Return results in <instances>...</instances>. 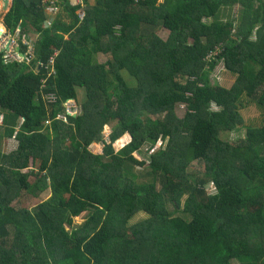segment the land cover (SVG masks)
I'll use <instances>...</instances> for the list:
<instances>
[{"label": "trees", "instance_id": "trees-1", "mask_svg": "<svg viewBox=\"0 0 264 264\" xmlns=\"http://www.w3.org/2000/svg\"><path fill=\"white\" fill-rule=\"evenodd\" d=\"M38 2L14 0L4 19L37 40L28 63L0 52V264H264V120L221 137L244 99L264 112L263 0H94L82 24L63 0L68 21L49 28ZM234 4L238 19L223 12ZM216 59L236 73L229 88L210 82Z\"/></svg>", "mask_w": 264, "mask_h": 264}, {"label": "rangeland", "instance_id": "rangeland-1", "mask_svg": "<svg viewBox=\"0 0 264 264\" xmlns=\"http://www.w3.org/2000/svg\"><path fill=\"white\" fill-rule=\"evenodd\" d=\"M224 13L230 12L234 17H236L237 19L240 17V5L239 4H234L231 7L228 8H224L223 9ZM224 15V14H223ZM224 17V16H222ZM205 22H210V18H205L203 19ZM234 25H238V23L234 22ZM143 28V26L141 25V29ZM32 29V28H31ZM30 29V30H31ZM156 34L161 37L162 39H165L168 35V31H166L164 28H156L155 29ZM30 36V35H29ZM33 38V36H30ZM33 40V39H32ZM221 46L219 45L218 47H216V49L211 52L208 53L206 55L207 58L212 59L213 57H215V55L220 52ZM93 59L95 60V62L97 63H105L107 60H111V55L109 54H103V53H97L96 55H94ZM236 77V73H232L229 72L225 69L224 67V63H223V59H216V64L215 67L212 69L211 74H210V82L211 83H216L219 84L223 87L229 88L231 87V85L234 83ZM78 91V96H79V100H82L84 98V90L82 88H77ZM48 98H50V95L48 96ZM244 103L242 106H240L239 108V113L242 116V123L240 124V126H238L237 129H235L234 131L230 132V133H222L221 137L225 140H228L231 143H236L238 142L240 139H242L243 135L245 134V130L247 127H251V126H259L263 120H264V112L259 109L253 102L251 101H247L244 99ZM64 107L67 109H69L72 113V115H75L76 113L80 112V108L77 104H75V101L72 99H68L65 100V102L63 103ZM210 108H216L215 105H211ZM186 111V107L185 104L181 103V104H177L175 107V114L178 117H182L184 115ZM58 118H61V116H59ZM110 128H111V124L110 125H104L102 133H103V138L108 139V134L110 132ZM127 137L126 134H123L122 136H120L115 142H114V148L115 150H117V148H119L122 144L127 142V139H125ZM16 146V140L14 138L9 137L8 139L4 140L2 142V149L4 152H8L10 150H12L14 147ZM161 147L162 145H160V142H157L153 148H157V147ZM102 147H99L98 143H91L89 145V149L95 153H101ZM152 149L149 148L148 151L150 152ZM134 154L137 157H140L141 155L139 153H135ZM188 169L190 170V172H193L195 174H200L201 171L204 169V164L202 161L200 160H194L191 162V164L189 165ZM138 170V169H137ZM136 171V170H135ZM208 191H211L214 189L213 184H208L206 186ZM47 197H49V190H47L44 193H41L39 196H37L36 198L32 199L29 198L27 199L26 205L28 208H30L31 206H34L41 202L42 199H46ZM169 208H172L171 205L169 204ZM174 209V208H173ZM172 210V209H170ZM143 216V213H138L133 220H136L138 218H141ZM84 219L82 216H76L74 217L73 220V224H79L80 222H82ZM235 264H237L235 262Z\"/></svg>", "mask_w": 264, "mask_h": 264}, {"label": "crops", "instance_id": "crops-1", "mask_svg": "<svg viewBox=\"0 0 264 264\" xmlns=\"http://www.w3.org/2000/svg\"><path fill=\"white\" fill-rule=\"evenodd\" d=\"M13 2H14V0H7V2L4 4L3 0H0V6L3 5V7H5V9H2L3 11L0 13V24L3 27V30L0 29V33H1V31H3L4 33L2 35L6 36L5 42H4V40H3V42H0V52H2V58L4 57L5 54L8 53V50L12 51L11 50L12 47L13 48L18 47L19 51H16V49H15V51L17 54H19L18 52H21L20 47L23 46V42H25V44L30 47L31 55H33L35 43L37 40V35L36 34L34 35L32 33L33 29H31V27L26 28L25 29L26 31L24 33V32H21L22 28L20 27L19 24L15 27V29L13 31H10L9 28L7 27V25L5 24V22H4L5 16H6L7 12L10 10ZM83 2H84L83 5L84 4L90 5V4H93L94 0H83ZM67 3L70 4L69 0H67ZM70 6H72V5H70ZM72 7L75 8L74 13L76 15V10L78 9L79 5H73ZM38 8H39L40 12H42V15H43V21H42L41 26H43L44 28H49L54 23V21L57 20V18H60L62 21L63 20H65L66 22L68 21V17H67L68 14H66V11L64 10V8H62L58 13H56L54 15H50L47 12H45L47 10L40 4V2H38ZM84 11H85V8H84ZM85 14H86V11H85ZM60 15H62V16L59 17ZM76 17H77V15H76ZM77 23L79 24L78 17H77ZM29 35L33 36V38L30 37ZM12 42H13V44H12ZM14 44H15V46H14ZM31 55H30V57H33ZM4 60H5V62H12V61L20 62V60H15L13 58H8V59L4 58Z\"/></svg>", "mask_w": 264, "mask_h": 264}, {"label": "built area", "instance_id": "built-area-1", "mask_svg": "<svg viewBox=\"0 0 264 264\" xmlns=\"http://www.w3.org/2000/svg\"><path fill=\"white\" fill-rule=\"evenodd\" d=\"M40 4L47 10L45 12H47L48 14L50 15H54L56 13H58L61 9H62V6H63V1L62 0H39ZM264 2V0H263ZM69 5H79L78 9L76 10V15L78 17V21L79 23L83 21L84 17H85V11H84V8H85V4L83 5V0H69ZM2 6H0V12L2 11ZM4 32L1 31L0 33V42H5V38L6 36L2 35ZM13 44V42H12ZM15 46V44H14ZM12 51H9L8 50V53L4 55L3 57V60L4 58L8 59V58H13L15 60H21V58H19V56L14 52V48L12 47L11 49ZM30 55H31V50H30V47L27 46L26 47V52H25V61L28 62L30 60ZM5 61V60H4ZM52 62V60H50ZM66 110V113L68 114H71V111L67 108H65ZM61 116L60 114H58V117Z\"/></svg>", "mask_w": 264, "mask_h": 264}, {"label": "clouds", "instance_id": "clouds-1", "mask_svg": "<svg viewBox=\"0 0 264 264\" xmlns=\"http://www.w3.org/2000/svg\"><path fill=\"white\" fill-rule=\"evenodd\" d=\"M86 6V5H85ZM2 8L3 9H5V7H3V5H2ZM3 11V10H2ZM1 11V12H2ZM0 12V13H1ZM50 16V15H49ZM83 23V21L82 22H80L79 24H82ZM23 47H24V50H22L21 49V47H20V50H21V52H18L19 54H17L16 53V51H15V48H14V52L19 56V58H21V60H20V62H25V59H24V55H25V52H26V47H27V45L25 44V42H23ZM21 53H22V55H21ZM50 60H52V59H49V61H48V66L46 65V68L48 69V75H53L54 73H55V71H54V69H53V60H52V62L50 61ZM4 61V60H3ZM5 62V61H4ZM29 62H30V60H29ZM26 63H28V62H26ZM50 95V98H48V96ZM46 98H48L49 99V101L50 102H52V101H54L55 100V96L53 95V94H48L47 96H46ZM68 100V99H67ZM72 100V99H71ZM65 108V107H64ZM60 115H61V118H58V114H57V116H56V118L55 119H58V120H62V121H64V117H63V114L62 113H59ZM68 114V113H67ZM70 115H72V113L70 114ZM50 124V121L49 120H46L45 121V125H49ZM11 138H14V137H11ZM122 145H124V144H122ZM121 145V146H122ZM120 146V147H121ZM16 147V146H15ZM14 147V148H15ZM119 147V148H120ZM13 148V149H14ZM1 165V164H0ZM212 184V183H211ZM212 191V190H211ZM27 207V206H26ZM33 206H31L30 208H32Z\"/></svg>", "mask_w": 264, "mask_h": 264}, {"label": "water", "instance_id": "water-1", "mask_svg": "<svg viewBox=\"0 0 264 264\" xmlns=\"http://www.w3.org/2000/svg\"><path fill=\"white\" fill-rule=\"evenodd\" d=\"M3 2H4V4L7 2V0H3ZM16 49V51H19V48L17 47V48H15ZM21 55H22V53H21Z\"/></svg>", "mask_w": 264, "mask_h": 264}, {"label": "bare ground", "instance_id": "bare-ground-1", "mask_svg": "<svg viewBox=\"0 0 264 264\" xmlns=\"http://www.w3.org/2000/svg\"><path fill=\"white\" fill-rule=\"evenodd\" d=\"M0 29H1V30H3V27H2V25H1V24H0Z\"/></svg>", "mask_w": 264, "mask_h": 264}]
</instances>
